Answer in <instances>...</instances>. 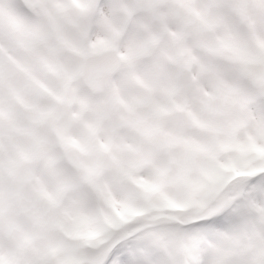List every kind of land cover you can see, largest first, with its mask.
I'll use <instances>...</instances> for the list:
<instances>
[{"label": "snow or ice", "instance_id": "snow-or-ice-1", "mask_svg": "<svg viewBox=\"0 0 264 264\" xmlns=\"http://www.w3.org/2000/svg\"><path fill=\"white\" fill-rule=\"evenodd\" d=\"M0 264H264V0H0Z\"/></svg>", "mask_w": 264, "mask_h": 264}]
</instances>
